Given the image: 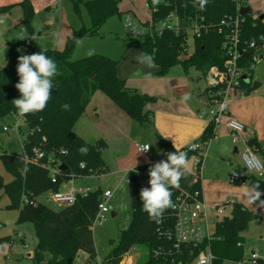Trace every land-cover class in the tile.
<instances>
[{"label":"trees","instance_id":"1","mask_svg":"<svg viewBox=\"0 0 264 264\" xmlns=\"http://www.w3.org/2000/svg\"><path fill=\"white\" fill-rule=\"evenodd\" d=\"M19 5L24 13L22 22L26 23L31 30L30 22L35 16V10L29 0H24ZM119 5L120 0L86 2L85 6L93 24L92 28L75 31L72 38L66 41L62 51H46V54L57 62L59 74L54 78L52 97L46 108L41 112L23 117L29 133L33 132L23 143L26 146L27 155H31L32 148L40 147L45 153L43 163L50 160L66 167V170L58 176L57 182L52 183L49 169L42 164L27 163L24 152L20 155L6 152L0 154V162L13 178L10 183L5 184L0 174V193L4 192L8 197L10 201L8 209L19 211L17 223L26 221L34 223L38 244L31 260L35 264H73L77 253L81 250L90 256V264H97L93 227L99 215L103 192L99 190L78 195L73 207L60 211L49 209L39 202V198L43 195L61 191V187L73 176H101L106 171V164L102 158L106 143L102 140L95 144L89 143L74 131L76 123L84 116L93 96L97 92L105 94L136 123L145 124L152 122L153 119V115L146 111V106L156 103L157 99L142 94L138 90L129 89L126 86V80L118 75V61L102 55H94L79 61L72 60L78 39L96 35L108 18L118 14L122 17ZM146 5L151 12L153 24L174 14L186 20L188 25L197 21L209 29L208 32L203 31L200 38L194 36L195 49L191 56H188L187 30L179 32L166 30L162 36L155 37L140 38L129 35L128 49L152 54L158 65L159 77H166L169 70L175 66H182L186 72L194 67L204 75L213 67L224 70L228 62V56L223 50L226 37L219 33V29L223 22L238 17L242 21L240 43L241 47L246 49L239 67L245 77L249 81L252 80L258 55L256 50L249 48V45L252 41H258L264 37V23L260 19H254L251 11L244 16H239L234 0H208L203 11L199 10L196 0H161L158 7L153 6L152 0H146ZM12 7L0 10L7 12ZM30 54L31 52L26 55ZM20 55L22 54L19 53L17 45H11L8 64L0 71V118L17 116L11 102L21 95L15 87L19 81L16 69ZM258 88L259 83L242 82L238 90L248 96ZM63 104L71 105L70 110L65 111L61 107ZM215 129V125L210 121L199 139L204 149H207L215 138ZM158 138L166 153L175 151L170 143L160 136ZM255 143L250 142L249 146L256 150ZM84 146L88 148L86 155L80 152V148ZM181 150L185 151V148ZM187 153L190 159L194 155L191 152ZM82 165L84 169L81 168ZM149 167L150 165L142 166L137 170L147 172ZM233 173H237L236 183L247 182L249 185L260 183V190L264 193V180L244 175L239 169ZM128 179L132 221L129 228L121 233L116 247L106 259V264H121L123 258L136 249H143L146 252L148 260L145 264H162L167 255L173 251L172 242L165 234L166 229L173 230L175 224L173 218H170L171 208L163 213L162 224L165 229L161 230V225L158 224L160 220L150 219L142 208L139 175L136 172H130ZM180 187L191 194L198 192L202 195V182L195 181L193 174L182 178ZM261 198H264V195ZM24 199L28 200L27 204L24 203ZM172 200L175 204L176 197L173 195ZM254 220L264 222V217L250 211L242 204H235L230 216H226L225 213L223 219L216 222L211 240L204 241L201 246L193 249L195 254L210 249L215 258L213 264H239L246 261L243 233ZM186 259L190 260L188 256ZM257 264H264V260L259 259Z\"/></svg>","mask_w":264,"mask_h":264},{"label":"rangeland","instance_id":"2","mask_svg":"<svg viewBox=\"0 0 264 264\" xmlns=\"http://www.w3.org/2000/svg\"><path fill=\"white\" fill-rule=\"evenodd\" d=\"M89 1L92 0H29L35 10V16L30 22L31 30L26 23L22 22L24 13L19 4L12 7L7 12H2L0 10V16H7L6 23L0 25V71L8 64L10 44L17 45L18 51L22 55H26L29 52H31V54L38 53L41 49L45 51H62L66 41L68 38H72L75 31H79L83 28L91 29L93 26L92 20L85 6V3ZM249 5L253 6L251 14L256 17V19L264 16V0H251ZM119 8L120 12L124 11L123 13L121 12L122 17L119 14L112 16L99 28L96 35L80 38L82 43L76 45L72 56L73 61H79L94 55H102L115 61H124V64H126V56L130 51L128 49L130 30L127 28L125 22L126 11L131 10L130 13L134 15L136 22L140 26L151 20V12L147 5L141 0L137 2L136 0H120ZM11 24H14L13 28L10 27ZM4 32L5 34L2 37ZM187 33L188 56H191L195 49V38L190 28H188ZM21 37L24 38L20 39ZM32 37H35L36 40H32ZM58 40L61 42L57 43ZM90 51L94 54L89 55L88 53ZM263 65L264 60H258L257 69ZM168 74H172V76L179 77L180 79L185 78L189 82L190 87L195 91L196 96L206 92L207 82L205 75L194 67L189 68L188 72H186L182 66H175L169 70ZM260 90H264V84L261 86ZM207 110H218V106L216 104H210ZM204 111L205 110H203V112ZM17 120L20 126V135L12 128ZM203 120L209 122L211 117L208 116ZM78 126L79 125H77L76 128H79ZM4 127H8L9 131L4 132ZM28 130L27 124L21 117L10 115L5 118H0V154L2 152L17 155L22 154L23 148L21 141H25L27 138L29 133ZM157 145L162 148L161 144L154 142V146L156 147ZM235 147H239L241 151H244V146L242 144L238 146L233 143L231 144L227 149V158L231 159V164H228V170H230L231 165H233V167H239L242 173L248 174L241 157L239 154L234 153ZM106 149L107 146L102 151V158L106 164V171L101 176H76L72 179V185H68V189L73 187L77 192H86L87 190L89 192H96L99 190L104 192L107 189L115 191L116 186L124 174H119L118 157L117 154H114L116 151L115 146L112 144L111 150L113 151H108V149ZM166 158V155H163L161 160H166ZM259 158L261 159L260 156ZM191 164L193 168V163ZM205 165L206 164L203 163V172L201 173L203 181L204 176L209 177L204 172ZM0 174L4 178L5 184L13 180L12 176L7 173L1 162ZM224 179L222 183L226 186L233 188L240 187L239 185H234L229 182L228 172H226ZM65 186L66 185H63V188ZM0 194V264H35L34 261L31 260L38 244L34 223L31 221L17 223L19 211L8 209L7 207L10 206L8 197L4 192ZM238 196L241 197L238 198L240 204L245 205L250 211L255 212L257 215L264 217V208H257L256 204H249L246 198L242 196L240 189H238ZM261 199L264 200V198ZM39 202L54 211L61 210L50 200L49 194H45L39 198ZM221 205L224 207L226 216H230L232 206L227 205L226 202ZM108 207L110 208V212L105 215L103 219L98 218L93 227V237L97 251L95 262L97 264H106V259L116 247L121 233L129 228V226L127 228L122 226V221H127L130 218L128 211H126L125 215L113 217L112 213H114L115 210L111 204H109ZM210 219L214 220V223L210 225V233L213 234L216 222L223 219V216L217 217L216 214H211ZM20 233L24 235L23 240L17 237ZM243 235L245 237L246 258L250 259L254 252L264 260V222H260L259 220L252 221ZM147 260L148 257L146 252L143 249H136L127 254L123 258L121 264H145ZM90 261V256L81 250L77 253L73 264H90Z\"/></svg>","mask_w":264,"mask_h":264},{"label":"crops","instance_id":"3","mask_svg":"<svg viewBox=\"0 0 264 264\" xmlns=\"http://www.w3.org/2000/svg\"><path fill=\"white\" fill-rule=\"evenodd\" d=\"M23 1L0 0V9L10 6L15 7ZM141 1L146 4V0ZM252 7L247 4L243 8H250L252 12ZM130 11H126V14L130 13ZM121 12L123 13L124 11ZM253 18L256 19L254 16ZM13 26L14 24H11L10 27L13 28ZM4 34L5 32L2 34V37ZM129 50L126 56V64H124V61H118V75L120 78L126 80V86L129 89L138 90L142 94L157 99L156 103L146 106V111L153 115L152 122L139 124L132 121L105 94L97 92L86 108L84 116L76 123L74 128L75 133L89 143L95 144L103 140L107 145L108 151H113L111 150L112 144L115 146L116 151L114 154H117L118 157L119 174H124V176L120 179L115 191H111L110 189L105 191L112 192V199L109 204L115 210L112 213L113 217L125 215L126 211H128L130 218L127 221H122L124 228L130 226L132 221L131 193L128 175L127 183L125 176L128 169L134 168L135 160L136 169L159 162L164 153H166L163 147L154 146V142L160 144L159 136L170 143L172 147V140L170 138L165 139L164 136H173L178 147L183 149L199 141L210 124V121H204V118L201 119L198 116V114L203 113V110L207 112V108L210 107V100L206 92L196 96L195 91L190 87L189 82L185 78L180 79L179 77L172 76V74H168L166 77H159L157 75V68L147 69L142 65L136 64L135 60L129 62L130 54L140 52L136 49ZM148 71H152L153 73L151 79H145L143 76V73ZM247 82L259 83V88L248 96L241 93L238 89L230 91L229 98L227 99L228 114L222 118L220 126L215 129V138L205 150L203 163L206 165L204 172L209 177L204 176L203 181L201 174V182L203 181V199L209 205H221L228 200H235L236 204H240L238 201V198H241L238 196L239 188L229 187L222 183L225 180L226 172H228V178H230V176H233L232 174L235 170L239 169L241 171L239 167H233V165L228 170V164H231V159L227 158V149L233 143L231 130L227 126L229 120L235 119L244 125L245 131L241 135V142L239 144L244 146L245 143L256 142V153L258 157H261L264 164V90H260L264 84V65L258 69L256 66L252 80L249 81L247 78ZM186 93L190 94L191 99L184 102L181 98ZM77 125H79L80 129L76 128ZM137 144H152L150 155L138 154L135 156ZM240 152L242 151L239 147H235L234 153L239 154ZM202 172L203 169H201ZM244 175L254 176L249 172ZM242 183L248 184L247 182ZM64 185L66 186L64 188L62 186L61 191H67L68 184ZM234 185L243 186L236 183Z\"/></svg>","mask_w":264,"mask_h":264},{"label":"built area","instance_id":"4","mask_svg":"<svg viewBox=\"0 0 264 264\" xmlns=\"http://www.w3.org/2000/svg\"><path fill=\"white\" fill-rule=\"evenodd\" d=\"M237 4V12L240 16V10L251 0H234ZM203 21V20H201ZM125 22L127 28L130 30V35L133 37H145V36H162L163 32L166 30H172L179 32L182 30H188L190 28L193 31V36L200 38L202 32H208L209 29L200 25L197 21L193 22L192 25H188L186 20H182L178 16L172 14L167 19L153 24L151 20L149 22L143 23L142 26L138 25L134 15L128 13L125 16ZM240 18L230 19L228 22H223L219 33L224 34L226 37V42L223 46V50L228 56V62L226 63V68L221 70L217 67H213L208 70L205 74V79L207 82L206 94L209 97L210 104L217 105L218 110H209L208 112L200 113L199 117L206 118L211 117V122L215 127H219L221 120L224 116L228 114V104L227 99L229 98V93L233 89H238L242 82H247L243 71L239 67L240 60L243 58L246 49L241 47L240 43ZM249 48L256 50L257 60H264V37H261L258 41H252L249 45ZM233 123L238 124L240 127H232ZM227 126L231 130L232 141L234 145H238L241 142V135L245 131L243 124L238 122L235 119L229 120ZM18 135L21 134L20 126L18 125V120L16 124L12 126ZM4 132H8L9 128L4 127ZM33 132L28 133L32 135ZM23 152L26 154V162L34 164H42L43 167L49 169L52 177V183L57 182V178L62 173L60 170L61 166L56 164L54 161L48 160L46 163H43L45 158V153L40 147H34L31 149V155H27L26 146L21 141ZM140 145L137 144L138 149ZM200 141L192 143L185 148L186 152L194 153L191 158V163H193V171L191 174L195 176V181L201 180V169L203 161L205 158V151ZM144 155H150V149ZM241 160L247 169V171L254 175L258 179L264 178V167L257 168L256 165H264L263 162L258 157L256 150L249 146V144H244V151L239 153ZM153 164V163H151ZM84 169V166H81ZM140 177V191L142 188L150 187L148 171H135ZM130 173V172H129ZM128 173V174H129ZM75 178L74 176L72 179ZM72 179L66 184L72 185ZM229 182L235 184L237 178L235 176H230ZM129 183V179H128ZM236 184L243 185L244 183L239 182ZM90 193L88 190L86 192L80 191L77 192L72 187L67 191H59L56 193H50V200L60 209L73 207L77 202L78 195H86ZM173 196L176 197V202L174 207L170 211V218L174 220V228L169 231L166 229V236L169 241L172 242L173 251L167 255L165 261L162 264H213L214 256L210 249L201 251L199 254H195L193 249L201 246L204 241H209L212 238L210 233V225L214 223L213 219H210L211 214H216L217 217L223 216L225 214L224 207L219 204L209 205L203 199V190L202 195L198 192L191 194L184 190L183 188H173ZM201 197V198H200ZM112 199V192L105 191L102 193L101 203L99 205V215L97 219H103L109 211V203ZM24 203H28L27 199H24ZM36 205L35 203H32ZM227 205L232 207L236 204L235 200H228ZM225 205V204H224ZM101 216V217H100ZM163 223V218L160 219L159 225H161V230L165 229ZM19 239L24 238L23 234L17 235ZM196 255V256H195ZM186 256L190 260L186 259ZM192 257V259H191ZM185 258V259H184ZM260 257L253 253L250 259L239 263V264H257Z\"/></svg>","mask_w":264,"mask_h":264},{"label":"clouds","instance_id":"5","mask_svg":"<svg viewBox=\"0 0 264 264\" xmlns=\"http://www.w3.org/2000/svg\"><path fill=\"white\" fill-rule=\"evenodd\" d=\"M161 0H152L153 6L158 7ZM200 11L205 10L208 0H196ZM7 16H0V25L6 23ZM21 37L20 39H23ZM36 40L35 37L31 38ZM61 41H57L60 43ZM77 44H81L82 40L78 39ZM92 55L91 51L88 53ZM135 60L138 65H142L147 69H156L158 65L155 63V58L152 54L140 51L130 54L129 62ZM6 66V65H5ZM17 74L19 81L15 84L16 89L21 94L19 98L12 100V105L16 109L18 117H26L29 114H35L43 111L49 100L52 97L54 88V78L59 74L57 62L46 54L45 50L30 55H20L18 57ZM145 79H151L153 76L152 71L143 73ZM182 101L187 102L191 99L190 94H184ZM65 111L70 110L71 105L63 104L61 106ZM232 127L239 128L236 123ZM165 139H171L174 152L164 153L166 160H160L151 164L148 169L149 185L150 187L142 188L140 191V199L142 201V208L148 214L149 218L154 221H159L163 213L174 207L172 200V189L180 187L182 178L187 177L193 171L191 159L188 153L181 150L173 136H164ZM152 144L140 145L135 153H147ZM82 154H87L88 148L86 146L80 148ZM257 168L264 167V165H256ZM136 170V160L134 168L127 170L125 180L127 183V175L131 171ZM237 173H233L236 176ZM243 197L246 198L249 204H256L257 208H264V200L261 196L264 193L260 190V183H253L251 185L244 184L239 187Z\"/></svg>","mask_w":264,"mask_h":264},{"label":"water","instance_id":"6","mask_svg":"<svg viewBox=\"0 0 264 264\" xmlns=\"http://www.w3.org/2000/svg\"><path fill=\"white\" fill-rule=\"evenodd\" d=\"M249 11H250V8H242V9L240 10V15H241V16H244V15H246ZM260 20L263 21V20H264V16H262V17L260 18ZM60 170L63 172V171L66 170V167H65V166H61Z\"/></svg>","mask_w":264,"mask_h":264}]
</instances>
